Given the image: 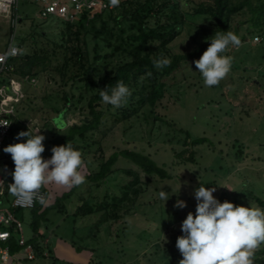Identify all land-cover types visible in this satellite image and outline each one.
Returning <instances> with one entry per match:
<instances>
[{
  "label": "rangeland",
  "instance_id": "374dc122",
  "mask_svg": "<svg viewBox=\"0 0 264 264\" xmlns=\"http://www.w3.org/2000/svg\"><path fill=\"white\" fill-rule=\"evenodd\" d=\"M11 13L10 9L0 4V53L11 42ZM17 13L25 16L26 20L15 31L14 46H17L18 37L29 31L31 25L45 31L51 29L50 32L55 34L61 22L55 17L48 20L40 18L37 7L30 0H19ZM249 17L246 9L233 20L230 32H239L238 38L245 36L246 40L239 47L230 46L226 50L225 54L233 57V64L230 73L219 85L206 87L195 65L189 63L167 80L166 97L155 110L162 121H156L154 114L144 109L138 118L115 127L108 122L102 128L106 136L99 134L97 138L102 141L105 157L119 149L136 150L149 155L156 165H165L173 178L152 179L133 213L116 222H106L105 216L95 214L73 223L71 213L77 204L76 195L69 202L67 214L49 211L47 222L43 224L47 231L45 243L50 244L58 264H179L182 257L175 247L176 238L181 235L183 219L189 212H195L193 191L200 184L206 188L216 187L213 195L220 202L264 209L255 200L264 202V34L255 32L263 40L260 44L253 43V28L246 24ZM209 23L205 17H187L185 31L172 45L173 53H185L196 48L203 40L202 28L208 29ZM36 85L35 89L31 87L27 92L36 111L28 110V97L27 102H21L17 107L18 128L21 132L28 130L33 134L39 129L37 134L45 137L43 144L47 146L54 135H61L66 130L60 127L59 119L55 120L59 127H55L52 119L57 117L54 109L63 106V92L68 89L60 88L53 81L48 84L37 81ZM74 93L78 95L77 90ZM20 114L23 116L20 117ZM83 117L81 111H76L75 114H68L66 121L68 125L78 124ZM180 130L187 132L191 139L207 140L206 144L195 147V164H183L175 157L184 149L182 142L185 136ZM22 142L23 139L18 140V143ZM238 150L242 153L241 157ZM94 151L95 148L90 152L89 160L94 158ZM5 160L1 159L0 165ZM97 165L98 161H94V168ZM114 169L116 172L110 176L107 185L109 195L128 181L119 171H137L121 159ZM80 172L84 176L89 173L85 164ZM178 179L181 184L179 192ZM142 180L146 181L147 177L142 175ZM163 184L167 185L161 190L171 195L165 205L158 197ZM43 187L48 192L45 206L52 205L55 198L70 190L55 183ZM80 191L85 196L86 192ZM103 191L104 188L92 187L91 193L100 200L99 193ZM177 199L187 206L184 209L174 208ZM20 212L18 219L24 237L28 239L32 234L29 210ZM263 247L264 243L257 249ZM77 248L83 250L78 251ZM30 264L51 262L35 260Z\"/></svg>",
  "mask_w": 264,
  "mask_h": 264
},
{
  "label": "trees",
  "instance_id": "16d2710c",
  "mask_svg": "<svg viewBox=\"0 0 264 264\" xmlns=\"http://www.w3.org/2000/svg\"><path fill=\"white\" fill-rule=\"evenodd\" d=\"M100 1L106 5L102 13L93 15L83 12L75 24L61 21L55 34L50 32L51 29L45 31L31 25L29 31L18 37L19 53L15 59L11 60L16 78L29 77L45 84L53 81L60 88L68 89L63 92V106L60 109H54L57 117L52 119L55 127H59L55 121L59 119L60 127L66 130L61 135H54L47 146L43 144L45 151L42 156L48 159L51 157L52 147L70 142L74 148L82 152L83 165L85 164L89 170V173L84 176L85 182L82 185L70 188L68 192L55 198L52 205L45 206V203H39L29 210L32 234L27 239L28 244L34 248L36 260H48L51 264L59 262L50 244L45 243L47 231L45 227L43 228V224L47 222L49 211L53 210L61 215L67 214L69 202L76 195L77 204L71 213L73 223L95 214L105 216L106 222H116L133 213L152 179L173 178L165 165H156L149 155L136 150L119 149L109 157H105L102 141L97 138L99 134L106 136V133L101 131L102 128L106 127L108 122L115 127L120 123L138 118L144 109H147L151 115L154 114L156 121H162L161 116L155 114V110L166 97L167 80L180 72L185 65L198 60L209 46L205 41L215 32H230L234 18L244 10L247 9L250 13L246 24L253 28L251 32L253 38L258 36L255 35L257 31L264 34V0L198 2L194 0H120L117 7H112L110 0ZM12 13L16 14L17 10L12 9ZM189 16L209 19L208 29L202 28L203 40L196 48L185 53H173L172 45L185 31ZM47 18L44 19L48 20ZM24 20L26 17L22 16L20 24ZM238 33L235 34L238 35ZM240 40L243 43L246 37L242 36ZM158 57L169 59L170 65L162 69L154 67L152 61ZM117 81H123L132 94L125 106L113 109L102 102L98 91L106 86L115 85ZM36 86L23 85L24 96L21 102H27L28 90L35 89ZM74 90L78 91V95L74 93ZM29 99L30 97L27 98L28 101ZM28 104V110L36 111V108H32L33 102L29 101ZM82 104V108H78ZM76 111H81L83 119H80L78 124L68 125L67 115L75 114ZM18 125L17 115L6 146L18 143L15 139L21 132ZM180 132L185 136L182 142L184 149L177 152L175 157L183 164H195L194 149L201 144H206L207 140L205 138L191 139L187 132L182 130ZM80 143L83 145H79ZM94 148L96 149L93 153L94 158L89 160L90 152ZM241 154L238 150L239 157ZM1 159H6L0 165L5 181L13 182L11 173L14 170V164L11 157L6 156L2 150L0 161ZM120 159L133 165L137 171L133 169L119 171L128 181L113 195H109L107 193L109 178L116 172L114 168ZM94 161H98L95 168ZM142 175L147 177L146 181L142 180ZM92 187L104 188L103 193H99L100 200L93 197ZM80 190L86 192L85 196H82ZM42 191L47 200V190L42 187ZM9 192L6 200L8 203L11 202L12 195V191L9 190ZM255 200L264 208V202ZM20 211L14 210L17 218L20 217ZM10 244L12 252L19 251L14 236ZM77 250L80 251L83 248H77ZM254 263L264 264V247L255 250Z\"/></svg>",
  "mask_w": 264,
  "mask_h": 264
},
{
  "label": "clouds",
  "instance_id": "9594fccd",
  "mask_svg": "<svg viewBox=\"0 0 264 264\" xmlns=\"http://www.w3.org/2000/svg\"><path fill=\"white\" fill-rule=\"evenodd\" d=\"M120 0H110L117 7ZM207 49L198 60L193 61L206 87H214L227 77L232 69L233 57L226 55L230 46L239 47L241 40L233 32H215L206 41ZM153 66L164 68L170 60L163 57L153 59ZM190 70V69H189ZM191 71V70H190ZM105 105L119 109L128 103L131 91L123 81L99 90ZM8 120L0 119V127H7ZM22 131L15 137L22 143L6 146L3 151L10 154L14 164L10 184L13 194L31 203L38 191L47 184L55 183L66 188L80 186L85 182L80 169L83 166L82 152L67 142L51 148V157L45 159L43 141L45 137ZM2 183V182H0ZM178 192L181 188L177 181ZM158 197L165 203L170 192L161 190ZM216 187L201 185L194 189L195 212H189L181 222V235L176 238L175 247L182 259L179 264H254L255 250L264 243V209L259 206L234 205L218 201L213 193ZM46 203L44 196L39 197ZM186 203L177 199L174 208L184 209Z\"/></svg>",
  "mask_w": 264,
  "mask_h": 264
},
{
  "label": "built area",
  "instance_id": "2783aa9c",
  "mask_svg": "<svg viewBox=\"0 0 264 264\" xmlns=\"http://www.w3.org/2000/svg\"><path fill=\"white\" fill-rule=\"evenodd\" d=\"M37 7L40 18L55 17L60 21L75 24L82 16L83 12L102 13L106 8L104 2L100 0H30ZM0 4L17 10L19 0H0ZM90 18V17H89ZM21 16L18 13H11L9 23L11 28V42L6 50L0 53V119L8 120L7 127H0V152L6 147V141L11 134V128L17 116V107L23 96V85L35 86L36 79L25 77L18 79L14 76L11 60L18 56L19 50L13 45L15 31L20 25ZM260 36L253 38V43L262 42ZM0 264H30L36 260V255L32 245L24 237L22 224L14 215V210H31L39 204V197L44 193L42 188L38 191L31 203L18 199L12 192L11 202L8 203L7 197L9 190L12 191L10 184L6 182L4 173L0 169ZM15 237V243L19 251L12 252L10 240Z\"/></svg>",
  "mask_w": 264,
  "mask_h": 264
}]
</instances>
